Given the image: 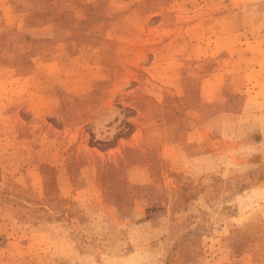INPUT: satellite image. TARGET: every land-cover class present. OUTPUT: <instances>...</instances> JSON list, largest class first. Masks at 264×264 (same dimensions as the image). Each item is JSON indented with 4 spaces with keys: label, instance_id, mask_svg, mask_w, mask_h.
I'll use <instances>...</instances> for the list:
<instances>
[{
    "label": "rangeland",
    "instance_id": "374dc122",
    "mask_svg": "<svg viewBox=\"0 0 264 264\" xmlns=\"http://www.w3.org/2000/svg\"><path fill=\"white\" fill-rule=\"evenodd\" d=\"M0 264H264V0H0Z\"/></svg>",
    "mask_w": 264,
    "mask_h": 264
}]
</instances>
